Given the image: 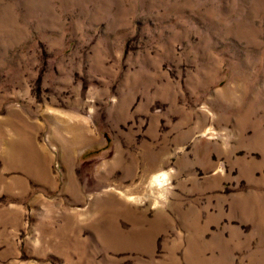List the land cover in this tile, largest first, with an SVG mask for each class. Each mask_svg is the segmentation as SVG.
Segmentation results:
<instances>
[{
	"label": "rangeland",
	"instance_id": "374dc122",
	"mask_svg": "<svg viewBox=\"0 0 264 264\" xmlns=\"http://www.w3.org/2000/svg\"><path fill=\"white\" fill-rule=\"evenodd\" d=\"M0 264H264V0H0Z\"/></svg>",
	"mask_w": 264,
	"mask_h": 264
},
{
	"label": "bare ground",
	"instance_id": "6f19581e",
	"mask_svg": "<svg viewBox=\"0 0 264 264\" xmlns=\"http://www.w3.org/2000/svg\"><path fill=\"white\" fill-rule=\"evenodd\" d=\"M150 169H143V174L141 176H147V189L152 192H164L165 182L170 179V174L167 171L158 173H148ZM146 182V181H145Z\"/></svg>",
	"mask_w": 264,
	"mask_h": 264
}]
</instances>
